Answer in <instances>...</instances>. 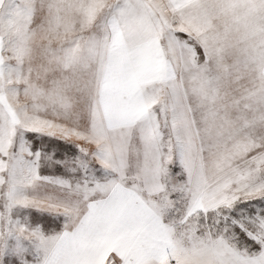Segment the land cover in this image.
<instances>
[{"label":"snow or ice","instance_id":"snow-or-ice-1","mask_svg":"<svg viewBox=\"0 0 264 264\" xmlns=\"http://www.w3.org/2000/svg\"><path fill=\"white\" fill-rule=\"evenodd\" d=\"M0 264H264V0H0Z\"/></svg>","mask_w":264,"mask_h":264}]
</instances>
